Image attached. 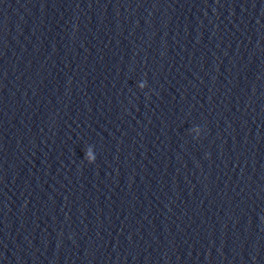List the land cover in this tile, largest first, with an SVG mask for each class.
Masks as SVG:
<instances>
[{
	"label": "clouds",
	"instance_id": "9594fccd",
	"mask_svg": "<svg viewBox=\"0 0 264 264\" xmlns=\"http://www.w3.org/2000/svg\"><path fill=\"white\" fill-rule=\"evenodd\" d=\"M87 159H88V163H89V164H92V163L95 162V160H96V156H90V157H88Z\"/></svg>",
	"mask_w": 264,
	"mask_h": 264
}]
</instances>
